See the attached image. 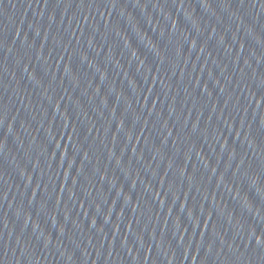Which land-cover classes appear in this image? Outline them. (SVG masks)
I'll return each instance as SVG.
<instances>
[{"label":"water","instance_id":"95a60500","mask_svg":"<svg viewBox=\"0 0 264 264\" xmlns=\"http://www.w3.org/2000/svg\"><path fill=\"white\" fill-rule=\"evenodd\" d=\"M0 264H264V0H0Z\"/></svg>","mask_w":264,"mask_h":264}]
</instances>
